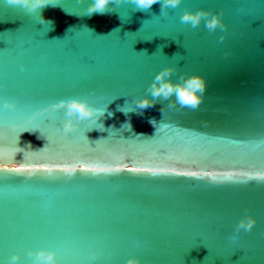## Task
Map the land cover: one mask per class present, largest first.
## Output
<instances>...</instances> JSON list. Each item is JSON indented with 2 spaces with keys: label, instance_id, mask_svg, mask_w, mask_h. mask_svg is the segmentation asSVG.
I'll use <instances>...</instances> for the list:
<instances>
[{
  "label": "water",
  "instance_id": "water-1",
  "mask_svg": "<svg viewBox=\"0 0 264 264\" xmlns=\"http://www.w3.org/2000/svg\"><path fill=\"white\" fill-rule=\"evenodd\" d=\"M56 2L28 13L0 0V139L18 137L17 160L28 151L33 164L74 169L0 172V264H34L41 249L57 264H264V180L253 179L264 176V0H181L166 14L109 4L91 16L94 0ZM200 10L222 12L226 27L181 22ZM166 67L174 83L204 79L198 108L136 106ZM71 99L97 116L65 135L66 108L54 106ZM247 216L253 229L236 233Z\"/></svg>",
  "mask_w": 264,
  "mask_h": 264
},
{
  "label": "clouds",
  "instance_id": "clouds-1",
  "mask_svg": "<svg viewBox=\"0 0 264 264\" xmlns=\"http://www.w3.org/2000/svg\"><path fill=\"white\" fill-rule=\"evenodd\" d=\"M123 3H131L136 6V10L147 11L155 4H161L160 14H166V10L169 7H177L181 4V0H94V3L87 8V16H91L94 13L104 14L109 11L108 5H121ZM7 4L11 6H22L28 13H36L40 9L46 6H56L58 3L56 0H7ZM114 10V9H113ZM223 13L212 14L210 12L200 10L198 12L186 11L181 17L182 23H190L193 28L200 25L202 19L206 18V27L210 31H215L218 27L223 29L226 26L221 21ZM210 17V18H209ZM41 23H47L51 25V21H45L42 16L39 17ZM223 39V38H222ZM174 67H166L160 71L154 81L148 87L147 91L151 94V99L147 96L143 99H138L135 103L136 106L145 110L155 105L160 101H168L170 108L175 107L177 110L183 108L196 109L200 105L203 99V94L206 91L205 81L199 76H181L179 83H174L170 77L176 72ZM187 77V78H186ZM175 96L173 100L172 97ZM179 106V107H177ZM5 110L16 111L17 105L14 102L6 100L3 105ZM66 108V115L69 117L63 125L64 134L71 133L74 129L75 121H85L97 116V110L90 106L87 99H71L68 101H60L59 104L54 106V109ZM163 108L161 111L163 112ZM103 115V113H101ZM112 114L109 113V116ZM150 123H154L150 121ZM129 128L131 127L128 125ZM142 135V134H140ZM256 220L252 216H247L245 219H241L236 225V233H240L241 230L250 232ZM29 258L34 260V264H57L56 254L52 251L44 249L38 252H29ZM97 257L92 255L91 259L95 260ZM21 257L13 255L10 258L9 264H18ZM128 264H141L138 259L128 260Z\"/></svg>",
  "mask_w": 264,
  "mask_h": 264
},
{
  "label": "snow or ice",
  "instance_id": "snow-or-ice-1",
  "mask_svg": "<svg viewBox=\"0 0 264 264\" xmlns=\"http://www.w3.org/2000/svg\"><path fill=\"white\" fill-rule=\"evenodd\" d=\"M60 2V0H59ZM59 4V3H58ZM44 137H46L48 143L45 145L47 146L50 141L49 137L41 133ZM13 139L15 140V143L10 141L7 145L4 144L3 140L0 139V152H4L7 150L8 153H10V158L7 160L0 159V172H8V173H28L33 172L37 168H43L45 172H53V170H58V173H74V169L65 164H57L54 166H45L44 164H33V159L29 156L28 151L24 152V158L23 160H17L16 154L18 152L23 151V149H20L18 145V137L14 136ZM15 165V168L10 169L9 165ZM80 168L88 173H112V172H119L121 171L120 167H112V166H87L83 162H80ZM128 171L137 172V171H149L146 167H133L129 168ZM178 175H189V173H177ZM191 175H196L195 172L191 173ZM253 179H262L264 180V176H257ZM57 255L56 251H52Z\"/></svg>",
  "mask_w": 264,
  "mask_h": 264
}]
</instances>
